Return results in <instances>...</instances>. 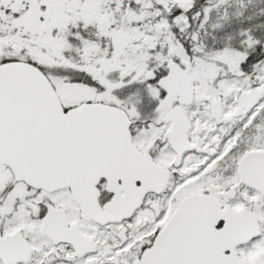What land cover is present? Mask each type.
Masks as SVG:
<instances>
[{
	"label": "snow or ice",
	"instance_id": "6c2138e0",
	"mask_svg": "<svg viewBox=\"0 0 264 264\" xmlns=\"http://www.w3.org/2000/svg\"><path fill=\"white\" fill-rule=\"evenodd\" d=\"M0 264H264V0H0Z\"/></svg>",
	"mask_w": 264,
	"mask_h": 264
}]
</instances>
